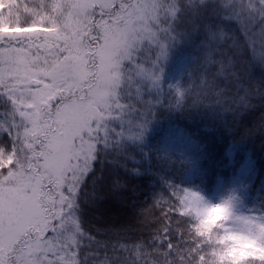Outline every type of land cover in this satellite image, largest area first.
<instances>
[{"label": "snow or ice", "instance_id": "1", "mask_svg": "<svg viewBox=\"0 0 264 264\" xmlns=\"http://www.w3.org/2000/svg\"><path fill=\"white\" fill-rule=\"evenodd\" d=\"M189 33L215 68L207 89L239 78L249 50L248 63L264 66V0H0V264H264V211L231 217L187 188L142 210L156 223L147 240L101 241L86 227L83 205L106 198L97 162L111 153L127 169L117 157L134 159L124 146L143 139L164 102L161 62ZM145 51H155L148 66ZM133 87L141 109L126 102ZM168 87L179 107L186 90ZM123 187L114 179L107 195ZM214 238L224 247L210 253Z\"/></svg>", "mask_w": 264, "mask_h": 264}, {"label": "trees", "instance_id": "2", "mask_svg": "<svg viewBox=\"0 0 264 264\" xmlns=\"http://www.w3.org/2000/svg\"><path fill=\"white\" fill-rule=\"evenodd\" d=\"M254 39L259 51L261 38ZM201 40L198 33H189L168 48L167 58L160 65L164 71L161 76H167L161 88L171 78L173 85L186 90L184 99L175 107V91L163 90L164 102L153 109L155 115L143 139L124 146V152L134 159L117 157L127 169L110 163L111 153L103 166L97 162L96 190L106 198L98 195L95 205H83L86 227L97 240H147L156 223L152 219L145 223L142 210L161 193L175 203L172 187L197 191L214 202L232 191L238 194L243 211L253 215L264 211V66L259 61L248 63L249 50L237 58L244 69L239 78L216 77L212 88L207 89L202 81L210 79L215 68L203 66ZM146 53L151 55L152 51L141 56L148 65L155 57L143 56ZM132 93L126 102L141 109ZM145 99L150 97L145 95ZM131 116L136 119L137 113ZM114 179L125 187L116 196L107 195ZM86 187L91 200L93 187ZM118 210L123 214L109 215ZM153 215L159 216V210Z\"/></svg>", "mask_w": 264, "mask_h": 264}, {"label": "clouds", "instance_id": "3", "mask_svg": "<svg viewBox=\"0 0 264 264\" xmlns=\"http://www.w3.org/2000/svg\"><path fill=\"white\" fill-rule=\"evenodd\" d=\"M200 195L201 197H203L204 201L207 202V204L212 205V206H221L223 209H225L228 213L231 214V217L248 215L246 211L238 210L239 198H238V194L235 192L227 191L222 197H220L215 202L209 198L204 197L202 194ZM219 215H220V209L217 208L215 211H213L210 218H216ZM188 220L190 222V227L196 224H199L200 222L199 219H197L195 213L190 214V216L188 217ZM217 222L220 223L222 221L218 220ZM232 223H233V220L231 218L226 222L227 225H232ZM191 230L193 232V235H195L194 227H192ZM213 233H219L220 235H223L224 230L222 228H213ZM228 243H232V241H228ZM223 247L224 245L215 242V238L213 239V242L211 244H206V249L210 253L213 250H216V251L222 250ZM210 259H214V257L210 256Z\"/></svg>", "mask_w": 264, "mask_h": 264}, {"label": "rangeland", "instance_id": "4", "mask_svg": "<svg viewBox=\"0 0 264 264\" xmlns=\"http://www.w3.org/2000/svg\"><path fill=\"white\" fill-rule=\"evenodd\" d=\"M149 54L148 53H146V54H143V56H148ZM152 56V58L153 57H155V52H153L152 51V54L151 55H149L148 57H151ZM143 62H144V60H142ZM146 64H147V62H146ZM145 66H148V65H145ZM164 72V71H163ZM164 78H167V76H161V84L163 83V80H164ZM170 80H168V82L167 83H165L164 84V87H163V90L164 91H168V90H174V89H170L168 86L169 85H173L172 83H171V78H169ZM175 86V85H174ZM135 87H133V89H132V92H135ZM130 118L132 119V116H130ZM238 210H242L241 208H240V206H239V203H238ZM243 211V210H242ZM116 214H123L122 212H121V210H118V211H116V212H114V213H111V214H109L111 217H114V216H116ZM122 216H124V215H122Z\"/></svg>", "mask_w": 264, "mask_h": 264}]
</instances>
